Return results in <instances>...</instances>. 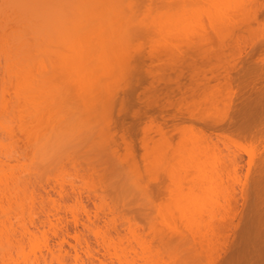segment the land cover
<instances>
[{
  "label": "rangeland",
  "instance_id": "1",
  "mask_svg": "<svg viewBox=\"0 0 264 264\" xmlns=\"http://www.w3.org/2000/svg\"><path fill=\"white\" fill-rule=\"evenodd\" d=\"M9 1L0 0V200L3 202L0 207V264H207L212 262L209 259L213 257L215 261L211 264H234V262L263 264L262 259L258 261L259 257L261 258L258 255L264 256V216H262L264 215L262 211L264 182L257 185L254 178L263 170L264 138L254 142L252 139L232 135L231 138L218 139L213 134L208 138V142H202L201 134L196 129H191V124L187 122L185 126L189 128L185 134H182L181 139L175 136L172 143L159 139L161 141L154 143L147 154L141 147L142 132L139 130L134 138L137 146L135 160L131 157L126 160L127 156L123 161L122 158L125 157L122 151L123 145L122 150H119L121 153L116 156L106 146H100L101 143L98 141H101L105 134L103 120L98 115L87 120L89 116L87 102L92 96L87 101V93L77 91V87L87 83L86 79L83 80L84 83L81 80L84 77H82L84 74H80L81 69L77 70L72 64L75 58L74 52L78 51H71L74 49L70 50L68 42L61 43L64 39L65 42L67 41L66 33L70 30L73 32V37L70 34L72 38H85L81 29L88 20L86 19L88 11L86 10L84 23L81 22L80 25L79 22L81 27L78 26L81 29L76 28V22L78 16L80 18L82 16L80 12H83L84 3H89L87 4L89 7L90 0H48L46 4L41 3L43 5L40 9L41 20L38 16L35 20L25 18L18 23L13 20L14 8L11 9L12 6H9L11 1L10 4ZM216 1L219 2V0H153L152 2L150 0V5L149 0H137L135 11L126 8L128 14H133L130 16L132 24L129 22V26L138 28H134V32L137 33L130 37L129 43L132 45L130 51L135 52V49L136 53L140 52L143 55L149 53L166 55L189 48L203 50L216 46L217 49L219 48L217 45H220L219 34L217 35L220 26L217 19L222 20L221 13L227 11L224 16L228 17L226 19L224 17L223 21L230 22L228 23L230 25L234 20L247 17V12L251 10L249 8L260 2V0H230L231 4H229L228 0L223 5L227 4L226 8L224 7L226 10L222 8V12ZM96 2V5H91L92 9L97 6L102 10L104 8L102 3H109V0ZM114 4L117 3L114 2L113 6ZM240 8L244 9V13L242 10L238 11ZM107 9L105 7L104 10ZM218 10H221L219 18ZM238 12L242 14L236 16ZM98 14L107 17L102 11ZM260 14L258 21L261 23L254 22L253 27H250L252 36L254 35L255 40L258 41L262 38L264 40V28H262L264 11ZM122 17L126 20V16ZM75 20L77 21L74 23ZM17 24H23L25 28L19 25L21 28L18 26L17 29ZM25 24L28 28L33 26V29L31 27L33 32L27 30ZM225 27L223 28L222 24L224 35L227 37V26ZM34 30L36 35L40 36L37 37L36 44L33 42L36 37ZM28 31L31 34H28ZM96 31L98 32V29ZM97 32L93 35L88 31L90 37L92 35L96 38L100 37ZM248 33L242 34H245L244 37L247 35L249 39H254L250 36L251 32L250 35ZM19 35L24 37L21 39ZM238 35L240 33L237 37ZM239 37L244 38L242 35ZM228 38L227 42H233L236 36L231 40ZM241 38L239 39L242 40ZM7 40L12 41L7 45ZM244 41L243 43L247 42ZM243 43L239 41L240 45ZM22 46L26 49L30 48V53H25V49L20 48ZM9 47L11 50H7ZM244 47L245 45L241 49ZM9 51L12 53L10 56L14 54L12 57L9 56ZM79 51L81 55L85 53L83 49ZM230 51L238 52V49L234 47L225 49L226 53ZM145 62L147 65L150 63L148 58ZM21 63L23 66L20 65ZM43 64H48L49 67L44 65L45 67L42 68ZM21 67H24L22 69L26 73L25 75L23 72L25 76L17 73ZM40 67L41 70L46 68L45 70L52 74L56 70L54 73L56 81L54 77L53 80L51 79V84L54 85L50 86L53 88L51 89L50 86L48 88L55 92L57 86H60L57 90L60 93H54L56 95L53 97L57 102L55 100L56 105L50 104L52 108L50 105L48 108L44 107L45 104L37 107L39 104L36 102L44 100L42 94L48 91L44 89L34 93L37 91L34 87L38 83L42 86L48 83L46 77L39 82L43 79ZM25 69H28L29 73ZM210 74L207 73L208 77ZM79 76L81 78H78ZM24 79L26 85L21 86ZM185 79L183 81L187 82V78ZM121 82L120 73H117L109 79V86L117 88ZM210 82L214 85L216 81L212 79ZM146 83L144 82L143 85H148ZM46 86L43 87L47 88ZM85 88L82 90L87 91V87ZM50 90L48 92H51ZM104 93L102 92V95ZM213 105L203 110L205 117L211 119L221 115L223 102L219 100L215 106ZM33 106L42 112L39 109L34 110ZM203 106L201 108L205 109ZM199 110L200 107L196 110L198 114L202 112ZM168 111H165L166 115L172 112L171 109ZM114 118H120L116 111ZM129 118L126 120L132 122L133 118ZM169 124H172V120H169ZM142 125L140 127H143ZM197 126L198 124H195L193 127L197 128ZM116 139L122 144L119 136ZM94 142L99 144H95V147L94 144L90 146ZM189 149L198 153L197 156L204 154L205 159L202 160L205 161L204 166L202 161L197 162L199 159L196 162L201 163L198 167H202L196 169L189 167L194 166L187 162ZM120 155L123 157H118ZM250 155H253V163L245 187L242 183L246 180ZM234 156L241 157L239 164L235 162ZM200 169H203L204 173ZM178 176L183 179H177ZM193 179L196 181H193L195 184L187 183L188 180ZM178 181L181 185L180 188L178 186L179 190H176L177 186L174 184ZM203 183L204 185L200 187ZM174 186L175 191L170 193L168 187ZM243 187L246 189L244 192ZM242 194L247 201L242 199ZM46 218L49 220L51 218L52 221L54 220L53 223H56L54 224L57 225V235L53 233L56 226L53 228ZM210 226L212 228L214 226V231L219 230L217 227H224L222 229L225 237L228 238H225L228 240L226 247L218 252L210 249L206 241H203L205 244L203 248L196 243L199 241H193V233L200 235L201 239L212 238L214 231ZM26 231L32 232L33 236L28 234L23 237L22 233ZM210 232L211 237L208 235ZM5 233L10 234L9 242L12 243L5 238L6 236L3 235ZM217 233L213 242L220 238L217 237ZM180 234L185 235L184 238ZM218 235L221 236L220 233ZM19 238L24 239L23 249L15 246ZM59 244L63 245L60 252H55L54 255L49 253L48 248H55ZM236 254L239 256L233 260Z\"/></svg>",
  "mask_w": 264,
  "mask_h": 264
},
{
  "label": "bare ground",
  "instance_id": "2",
  "mask_svg": "<svg viewBox=\"0 0 264 264\" xmlns=\"http://www.w3.org/2000/svg\"><path fill=\"white\" fill-rule=\"evenodd\" d=\"M10 1H11V4H10ZM10 1H9V4H10L9 6L10 7L12 6V8H11L12 10L14 8V10L12 12H14L15 18L13 17V20L14 21L16 20L17 23H18V21L22 22L23 19H25V18H27L26 20H28V18H32V19L34 18V20H35V18L38 16H39L38 17L39 20H41V18H40L41 10L40 9H42V6H43L42 4L48 3V0H10ZM96 1L97 0H93V1L90 0L89 2H91V3L88 6L91 7V5H96V3H97ZM152 1L153 0H151V2ZM227 1L228 0H226V1L225 0H219V2L216 1L217 4L219 3L217 6L219 7V9L221 8L222 12H223L224 7L226 8L227 4L225 6H223V5H224V3H227ZM7 2H8V0H7ZM112 2L113 3L115 2L117 4L116 5L114 4V6H113ZM151 2L149 0L148 4L151 5ZM93 3H95V4H93ZM125 3H126V6H124ZM85 4L86 3H84L83 8L87 7V4H89V3H87L86 5ZM229 4H231L230 0H229ZM105 5H107V6H105ZM136 5H137V0H109V3H106V4L102 3V6L104 7L102 10H100V8L97 6L96 7L94 6L93 9H92V7L91 8L87 7L85 9L82 8L83 12H80V15H82L81 18H80V16H78V18L80 20L78 19V22H76L77 20H75L74 23L76 22V24H77L76 28H79V26L84 23L83 21L88 19L82 25L83 29L79 28V29H81V31L84 32L85 38H78L77 39L76 36H74L76 39L72 38L73 32L70 30V32L66 33L68 38L66 36H64V37H66L67 41L65 42V39L64 40L62 39L63 41L61 42V43H67L68 42L67 44H70V45H68V46H70L69 47L70 50L74 49L71 51H73V52L78 51V52H74L75 53L74 57L76 59L74 58V61L70 60L71 59L70 58L71 53H70L69 54V58H70L69 60L73 62L72 64L75 65L77 70L81 69L80 74L81 73L84 74V75H82V77L84 76L83 77L84 79L81 78V76H79L78 78H81L82 81L85 79L87 81V83L85 82L87 85L84 83V81H83L84 84L82 83L83 85H81V83H79V86L80 85L81 86L77 87V91L81 90L80 92L83 91V93H87L86 94L87 95V101H88V98H90L92 96L89 99V101L87 102V112L89 114V116L87 115L88 116L87 120H90L92 117L98 115L99 117H101V119L103 120V123L105 125V128H103L105 134L101 138L102 140L98 141L99 143H101L100 146H102V147L106 146L107 149H110L113 152V153L112 152L111 153L113 155L115 154V156H116L117 154H119V152L121 153V151H119V150H122L121 146L123 145V149L125 151L124 150H122V151L124 152L123 155L125 157H124V159L122 158L123 156L121 157V155L118 157H121L123 161L127 158V156H128V158L126 160H128L129 157H131L132 159L135 160V158L137 156L136 155L137 146H136L134 138L138 134L139 130H141V132H142L141 147L145 151V153L147 154L148 150L151 149L153 147V145H155L154 143H157L158 141L165 140L169 143H172L171 141L173 140V138H175V136L176 137L178 136V138L181 139L183 137L182 134L183 133L185 134V131L189 128V127L185 126V124L187 122H189L191 124L190 125L191 129H196L198 131V133L201 134L202 142L203 141L206 142L208 140V138H210L213 134L218 139L219 138L227 139L228 137H230V135H232L233 137L234 136H237L240 138L243 137L244 139L246 138L249 140L252 139L254 142H256V140L260 141L261 139H263L264 138V56H261V55H264V40H263L261 35H260V37L262 39H259L260 41L255 40L256 38L253 37L254 35L252 36L253 33H252V29L250 30V27H253L254 24L252 25V23L257 22L259 20V17H260L259 15H261L260 13L264 11V0H260V2L258 4H255L252 8H249L251 10L247 12V15H246L247 17L242 18L243 20L241 18L237 17V19L238 18L239 19L237 21L236 20L232 21L233 23L230 25L228 24L230 22L225 23L226 20L223 21L224 17H225V19H226V17H228V16H224L225 15L224 13H226L227 11L226 12L224 11L223 14L221 13V15L223 16L222 20L219 21V19H217V23L220 26L218 29V33H217V35L219 34L218 35V38H219L218 42H220V45L219 44L217 45V46H219V48L216 49V46H214V47L211 46V48L213 50L211 48L203 49V50H194V49L189 48L188 50L179 51L178 53L173 51V52H170L166 55H161L159 53H149L148 55H143L140 52L136 53V50L133 47L132 48L134 49L135 52L130 51V49H131L130 46H132L131 43H129L130 37H132L133 35H135L137 33V32L136 33L134 32V28H136V29H138V28L129 26V22H130V24H132V17H130V16H132L133 14H128L127 11H128V9L133 11L134 8L136 7ZM152 5H153V3H152ZM102 6H101V8H102ZM105 7H106V9L108 8L107 9L108 11L104 10ZM218 7H217V9H218ZM96 8L99 12L97 10H95ZM116 8H118V9H116ZM126 8H128V9H126ZM228 8L229 7L227 6V9ZM113 9H116L117 12H116V10H113ZM80 10H81V8H80ZM86 10L88 11L89 16L86 14V12H87ZM93 10H94V12H93ZM221 10H218L219 11L218 16H217L218 18H219V14H220ZM224 10H226V9H224ZM240 10L243 11L244 9L240 8L238 11H240ZM7 11H8V9H7ZM100 11L104 12V14L106 13L107 17L110 16V18L104 17V15L100 16V14H98V13H100ZM109 11H111V12L109 13ZM91 12L93 14H91ZM147 12H148V9H147ZM81 13H84V14H81ZM122 13H124L125 15ZM240 13L238 12L237 13L238 15H236V16H239ZM242 13H244V11ZM115 15H116V17H115ZM221 15H220V17H221ZM84 16H86L87 18L85 19ZM99 16L101 19L99 18ZM122 16H126L125 17L126 20H123L122 18H124V17H122ZM82 17H83V20H82ZM96 17H97V19H96ZM9 18H11V16H9ZM93 18H94V20H93ZM129 18H130V20H129ZM234 19H236V18L234 17ZM227 20H228V18H227ZM30 21L32 22L31 19H30ZM146 21L147 20H145V22ZM39 22H41V21H39ZM79 22H80V25H79ZM81 22H82V24H81ZM88 22H90V23H88ZM259 23H261V22H259ZM26 24H29V23H26ZM26 24H25V26H27L26 27L27 30H30L31 32H33V30H31V27L33 29V26H29V28H28V25H26ZM85 24H86V26H88V28L85 26ZM137 24H138V22H137ZM222 24H223V28H226L225 25L227 26V29H226V31H227L226 33L228 34V35L226 34L227 37H225V35H224ZM19 25L21 27L23 26V24H19ZM19 25L17 24V26H16L17 29L21 28ZM139 25L141 26V24H139ZM139 25H137V26L139 27ZM259 25H261V24H259ZM259 25H258V27H259ZM18 26H19V28H18ZM263 26H264V23H263ZM263 26H262V28H264ZM84 28H87L88 30L84 29ZM90 28H91V30H90ZM97 29H98V32L96 31ZM248 29H249V31H247ZM242 30H243V32H241ZM245 30H246V32H245ZM30 31H28L29 32L28 34H31ZM88 31H90L93 35L95 34V32H97V34L100 37L96 38L95 36H92V35L90 37ZM100 31H101V33H100ZM140 31L142 32V30H139V32ZM236 31H237V33H236ZM238 31H240V32H238ZM247 32H249V33L251 32V35L249 33L248 34L250 36H252L254 39H249V37H246L247 35L244 37L245 34H242V33H247ZM260 32H261V29H260ZM34 33H35V30H34ZM238 33H240V35H238V37L242 35V37H244L246 39L248 38L249 40H245L248 43L247 42L243 43L244 38L242 39L241 37H239L242 39V40H240L237 37ZM70 34H72L71 35L72 37L70 36ZM16 35H18V34H16ZM34 35H36V33ZM86 35L87 36L89 35L88 36L89 38H87ZM121 36H122V38H121ZM235 36H236V39H234ZM8 37H9V35H8ZM22 37H24V36L22 35L19 38L22 39ZM31 37H33V36L31 35ZM31 37H29V38L32 40ZM37 37H40V36L36 35L35 41H33L34 43L35 42L38 43L36 41V39H38ZM5 38H7V37H5ZM227 38L230 40L234 39V41L233 42L231 41L232 43L227 42ZM33 39H34V37H33ZM238 39L243 44L240 45ZM31 40H29V42ZM10 42L8 41V43H6V42L5 43L8 45V44H10ZM31 43H32V41H31ZM22 44L23 43H21V45ZM62 45H64V44H62ZM244 45H245V47L243 49H241V47ZM23 46L20 48H24ZM68 46H66V48ZM232 47H234V49L235 48L238 49V52H231V51H230V53L225 52V49H230V48L232 49ZM24 49L27 51H25ZM24 49H23L24 52L28 53V54L31 51V50H29L30 48H28V47H27V49L26 48H24ZM79 49H83L85 53H83L81 55ZM7 50H11L10 47ZM67 50L69 52H71L69 49H67ZM12 51H13V49H12ZM58 52H59V50H58ZM65 52H67V51L65 50ZM6 53H8V52H6ZM8 54L10 56V54H12V53L9 51ZM9 56H8V59H9ZM12 56H10V57H12ZM66 56L67 55H65V58H66ZM146 58H148L150 61V63L148 65L145 62ZM35 61H37V60H35ZM20 65L23 66V63H21ZM44 65L45 64H43L42 68H44L45 66L46 67L48 66V64H46L45 66ZM22 68L24 69V67H21V69H19V70L17 69L18 70L17 73L23 75L24 71ZM25 68H26V66H25ZM45 69L41 70V67H40V70H41L40 72L41 73L43 72L44 74L43 73L41 74V76H43V79H41L40 81L38 80V81L42 82V80H44V77H46L47 78L46 80H48V83L47 84L44 83L45 85L43 84V86L47 85L46 86L47 88L43 87L42 84L38 85L39 84L38 83L37 86L35 85L36 87H34L35 90H37L38 92L36 91L34 93H39L40 91H42L44 89H48V91H49L50 88L51 89L53 88L51 86H53L54 83L51 84V82H52L51 79L53 80V77H54V80H55L54 73L56 72V70L55 71L51 70V72L52 71L54 72L52 74V73H50L49 70H48L49 72H47V70H45ZM25 70H27V72L29 71L28 69H25ZM36 72H37V70H36ZM209 72L211 73L210 77H208V75H207V73H209ZM117 73H120L122 82L118 85L117 88L110 87L109 86V79L113 78V76L117 75ZM24 74L26 75L25 72H24ZM25 75H23V76H25ZM48 75L51 78L47 77ZM31 77H32V75H31ZM185 78H187V82H184L186 80ZM25 79H24V82L21 80L23 82V83L21 82V86L26 85ZM183 79H184V81H183ZM212 79L215 80L217 83L215 82L214 85H211L210 80H212ZM81 80H80V82H81ZM77 82H79V81H77ZM144 82H147L148 85L144 86L143 85ZM27 84H29V83H27ZM76 84H78V83H76ZM5 86H7V85H5ZM49 86H50V88H48ZM59 87L60 86H57V90ZM81 87L83 89L85 87H87V91H84L86 88L84 90H82ZM32 88H33V86H32ZM78 88H80V89H78ZM139 88L140 89L142 88V90H140ZM31 90L35 91L33 89H31ZM57 90L55 89V92L51 91V90H50L51 92H48L46 90L47 91L46 93L43 92L45 94V96H44V94L40 93L43 95L44 100L42 99V101H40V102L37 101L36 103L39 104L37 107H39L40 105H44V104H45L44 107H47V108L49 107L50 104L56 105L57 100L55 97H53V95H56L54 93H58V92L60 93V91H57ZM138 90H140V91H138ZM102 92H105V93L102 95ZM223 92H224V94H222ZM47 93H48V95H46ZM34 95H36V94H34ZM42 95H40V96H42ZM31 96L33 97V95H31ZM37 96H35V97H37ZM220 97H221V99H220ZM37 98H35V99H37ZM40 100H41V98H40ZM55 100H56V102H55ZM219 100H220V102H223L221 115L217 118H211V119H210V117H208V118H207V116L205 117L203 114V110H206V107H208V108L210 106L212 107V104H214L213 106H215V104L217 102H219ZM208 103H209V105H208ZM51 105H50V107H51ZM202 106L205 109H202L201 108ZM37 107H36V109L34 108V106L32 108H34V110H38L39 108H37ZM199 107L201 109L199 111H202V112L198 114L196 110L199 109ZM169 109H171V111H172V112H170L171 114H168ZM166 110L168 111V113H167L168 115L165 114ZM39 111H40V109H39ZM115 111L120 118H118V119L114 118ZM40 112H42V110ZM166 116H168V117H166ZM129 117L133 118V121L131 119L132 122H128V120H126ZM169 120H172V124H169ZM142 122H144V123H142ZM195 124H198L197 128L193 127V126H195ZM141 125L143 127H140ZM117 133H119V135H116ZM117 136L120 137L122 144H121V142H118V140L116 139ZM156 137H158V138H156ZM159 139H161V140H159ZM95 142L92 143V145H90V146H93V144H94L93 147H95V144H97V145L99 144L98 142L97 143H95ZM189 146H191V145H189ZM190 148H192V147H190ZM189 150L190 151L187 152V153H189V154H187V155H189V157L187 156V158H188L187 162L190 163V165H194V166H189V167H192V168L194 167L195 169L202 167V166L198 167V164L201 165V163L203 164L205 162V161H202L205 159L204 154H202L203 156L200 154L203 158V159H201L200 155H198V156L196 155L198 153L191 152V149H189ZM145 155H142V157L143 156L145 157ZM252 156L253 155H250V159L248 162L247 174L245 176L246 180L244 183H242L243 186H245V187H246V184L249 180V176L251 173V166L253 163V159H252L253 157ZM240 158H241L240 156H234V160L237 164H239ZM189 160H190V162H189ZM197 160H199V161H197ZM95 161H98V160H95ZM194 161L195 162L196 161L197 162L202 161V162L201 163L196 162L197 163L196 164V163H193ZM135 163H137V162H135ZM188 163H186V164L189 165ZM195 164L197 165L196 167H195ZM262 165H263V170L260 171L257 174V177L254 178V182L257 185L264 182V159H263ZM203 166H204V164H203ZM203 169H200V170H203ZM187 172H189V170ZM202 173H204V170ZM178 177H177V179L182 178V177L180 178V176H178ZM198 177H200V176L198 175ZM200 178H198V179H200ZM193 181H194V179L192 181L188 180L187 183L188 184H190V183L195 184L194 182H196V181H194V182ZM198 181H199V183H201L200 180H198ZM199 183H197V184L199 185ZM174 185L177 186L176 187V190H177L178 186L180 188L181 183H179V181H178L177 183L175 182ZM203 185H204V183L200 187H202ZM175 186L173 188L168 187L169 188L168 191L170 193H173L175 191V189H174ZM245 187L242 188L243 192H244ZM242 199L244 201L247 199L244 196V194H242ZM244 201H243V203H244ZM2 203L3 202L0 200V207L2 206L1 205ZM255 207L256 206H253V208H255ZM260 210H262V209L260 208ZM262 211H264V210H262ZM212 216H213V214H212ZM262 216H264V215H262ZM260 218H261V216H260ZM46 220L50 223V225L53 226V228L56 226V228L53 230V233L55 235H57L58 230H57V225H55L56 223L55 222H54L55 224L53 223L54 220L52 221L51 218H50V220H49V218H46ZM41 224H42V222H41ZM45 224L46 223H44V226H45ZM227 226L229 227V225H227ZM217 228H219V230L216 229L217 231H214L215 229L213 226V228H212L214 231V232H212L213 234L211 232L209 234L206 233L209 235V237H211L210 234H212V238H210V239L209 238L208 239H201L200 235H198L197 233H193V235H192L193 241H195V242L199 241L196 243L201 245L202 248H203V244H204L203 241H206V242L210 243V244L207 243V245H210V249L215 250V252L217 250V252H218V250H221L224 247H226V245H227L226 241H228L227 240L228 238L225 237V233L222 229L224 227H222V228L217 227ZM38 229H39V226H38ZM221 229H222V231H220ZM208 230H207V232H208ZM218 231H219L221 236L218 235L219 234V233H217ZM215 233H217V237H220V238H218V241L214 240V242H213V238H214V236H216ZM22 234H23V237L28 235V234L33 236V233L29 232V231H26ZM42 234L44 235V233H42ZM3 235L6 236L5 237L6 239H9V237H10V234L7 235L5 233ZM177 235L179 236V234H177ZM180 235L183 236V234H180ZM1 236H2V234H1ZM184 236L182 238H184ZM196 238H198V240ZM222 238H223V240H222ZM225 238H227V239H225ZM214 239H216V238H214ZM210 240H212V241L210 242ZM9 241H10V239L8 240V242ZM9 243H12V242H9ZM15 244H16L15 246L17 248L23 249L24 248L23 247L24 239L19 238V241H17V243H15ZM59 245L55 246V248L50 247L47 250L49 251V253L54 255L55 252H58V251L60 252L61 249H63L62 248L63 245L62 244L60 246ZM206 248H207V246H206ZM259 251H258V253H259ZM261 252H263V251H261ZM230 253L234 255V253H232V252H230ZM236 255L233 257V260L235 259V257L239 256L238 254H236ZM258 256H261V258L259 257L258 261L260 262L262 259V263L264 264V256L263 257H262V255H258ZM212 257L213 256L211 255V258ZM212 259L211 260L209 259L210 262L212 261L211 263H213L215 261V259H213V260ZM254 261L250 260V262H254ZM211 263L208 262L207 264H211ZM234 264H235V262H234Z\"/></svg>",
  "mask_w": 264,
  "mask_h": 264
}]
</instances>
